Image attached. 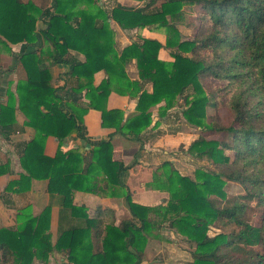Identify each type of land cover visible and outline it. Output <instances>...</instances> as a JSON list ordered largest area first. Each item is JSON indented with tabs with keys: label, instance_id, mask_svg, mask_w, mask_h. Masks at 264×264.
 I'll use <instances>...</instances> for the list:
<instances>
[{
	"label": "trees",
	"instance_id": "obj_1",
	"mask_svg": "<svg viewBox=\"0 0 264 264\" xmlns=\"http://www.w3.org/2000/svg\"><path fill=\"white\" fill-rule=\"evenodd\" d=\"M98 1L49 0L50 5H38L32 0H0V55L13 53L10 44L38 39L50 44L19 54L27 78L17 83L15 92L9 89L7 102L0 103L2 136L19 129L17 110L35 129L23 147L25 172L11 180L7 190L26 191L33 179H48L50 193L49 204L39 214L33 215L28 205L18 211L15 228H0V264L47 262L55 251L72 264H141L147 242L161 238L164 226L196 245L191 264H264V0H144L143 7L118 4L110 13ZM111 18L124 29L154 25L165 33L166 42L142 37L119 52ZM39 19H47L41 31ZM181 25L191 34H184ZM162 48L170 50L173 61L159 57ZM71 50L83 53L85 60ZM133 59L138 80L126 73ZM59 63L70 65L68 76L76 80L73 90H86L87 106L67 101L63 88L55 86L51 66ZM100 70L107 77L95 85ZM149 82L152 92L145 89ZM112 91L138 97L136 113L126 117L121 109H109ZM180 96L186 97L183 114L190 123L222 135L209 138L202 133L187 149L211 167L197 169L193 178L166 161L158 168L160 182L156 177L151 185L169 191L167 205L138 203L121 179L128 166L113 158V136L142 141L152 124L151 107L164 103L166 111ZM207 106L216 112L227 109L232 123H208ZM90 108L100 110L102 125L114 132L92 141L89 155L61 148L54 156L45 154L48 136L62 141L81 133ZM9 173L10 164L0 161V175ZM226 181L239 183L244 193L230 198ZM75 191L124 197L132 217L118 225L104 224L89 217L86 206L74 203ZM53 203L60 205L55 242L50 232ZM250 203L261 211L258 224L244 216ZM217 221L234 228L211 235Z\"/></svg>",
	"mask_w": 264,
	"mask_h": 264
},
{
	"label": "crops",
	"instance_id": "obj_2",
	"mask_svg": "<svg viewBox=\"0 0 264 264\" xmlns=\"http://www.w3.org/2000/svg\"><path fill=\"white\" fill-rule=\"evenodd\" d=\"M23 1L28 2L30 0ZM32 1L38 5H42L44 2V0ZM50 4L51 2L48 3V5ZM118 4L139 8L145 6L146 1H98V5L108 13ZM46 20L47 19H39L37 21V31L44 30L47 27ZM109 22L111 29L115 33L116 48L119 52L134 41L141 40L142 37L157 39L162 43L166 42L165 33L154 25L144 28L124 29L113 18H111ZM179 28L184 32L183 27L179 26ZM10 45L13 49V53L2 51L0 55V103L7 102V91L9 89L15 92L17 83L27 78V72L19 60V54L24 49L39 50L41 48L47 49L50 46L49 43L45 41L42 42L41 39L32 43L21 42ZM164 49L165 48H162L159 52L160 58L162 51H165ZM71 53L79 60H85V55L83 53L74 50H71ZM43 57L45 62L48 63L49 56L44 54ZM163 60H174L170 51L169 57ZM70 70V65L65 63L52 65L53 82L55 86L63 88L62 93L67 101L74 102L81 106H87L88 99L86 98V90L82 92H75L73 90V87L76 86V80L68 76ZM126 73L131 80L139 79L136 59H133L127 65ZM106 77L107 74L104 70L98 71L95 74V85H99ZM145 89L148 92H152L153 84L151 82L147 83ZM137 100L138 97H133L128 94L123 95L117 91H112L107 101V107L109 109H121L127 117L136 113ZM162 104L152 108L154 120L145 135H143L142 141L127 140L117 133L114 134L112 139L114 146L113 158L124 162V164L128 166L121 176L123 183L133 190V198L136 202L149 206L159 204L164 198L168 197V193L162 189L147 186L149 183L148 181L152 179L154 171H156L161 163L167 160H174L173 157L169 156L168 149L173 148L179 143L185 145L187 149L191 142L198 138L197 134L190 132L184 133L182 131H174L175 133H165L163 130L165 126L162 122L158 126H155V123L159 121L158 108ZM16 119L19 127L17 131L12 133L9 137H4L0 134V161L9 163L11 168V173L0 175V228H15L17 225V213L20 209L31 205L33 215H37L43 211L50 202L48 179H33L30 189L26 191L7 190L8 183L11 180L19 179L20 174L25 172L21 165L23 147L35 134V129L25 124L27 117L22 111H16ZM82 124L83 130L81 133L73 132L62 141L55 136H48L45 144V154L54 156L59 148H61L63 151L78 150L84 155H89L93 148L92 141L96 142L103 138H107L115 130L112 127H104L102 125V113L100 110L94 108H90L84 114ZM160 132H162V134H160ZM185 165L188 167L189 163L185 161ZM73 201L77 205L86 206L89 217L99 218L104 224L113 221L118 225L123 219L132 217L124 197L75 191L73 194ZM59 220L60 205H58V203H53L50 221V232L53 242L56 241L58 236ZM154 242L149 241L147 243L146 253H148V250L151 249L153 245L156 247V244H163L159 241ZM32 264L72 263H70L67 256L55 251L50 254L47 262L35 259Z\"/></svg>",
	"mask_w": 264,
	"mask_h": 264
},
{
	"label": "rangeland",
	"instance_id": "obj_3",
	"mask_svg": "<svg viewBox=\"0 0 264 264\" xmlns=\"http://www.w3.org/2000/svg\"><path fill=\"white\" fill-rule=\"evenodd\" d=\"M48 1L49 0H46L44 2V5H47L49 3ZM180 27H183V30L185 32L184 34H188V33L191 34V31H188V28L184 27L183 25H181ZM164 50L165 51H162L161 58L166 59L169 57L170 50L169 49H164ZM187 92L190 93L191 90L189 89L187 90ZM185 98L186 97L184 96H180L176 104L172 106L171 108L167 109L166 111L164 110L162 111L163 104L160 103L162 105H160V107L158 108L159 109L158 110L159 121L155 123V126H158L162 122L164 123V126H165L163 127V130L165 133L166 132L172 133L174 131H182L184 133L186 132L195 133L197 134V136L203 133L209 138H221L222 135L218 133L217 131L204 130L202 129V127L196 126L190 123L186 119L185 115L183 114V110L186 108ZM158 105L159 104L155 106H158ZM153 107H151L150 109L152 123L154 120L153 111H152ZM206 112L208 114V118H207L208 123L212 121H218L225 126H228L232 123V115L225 108H222L220 109V111L216 112L214 108L207 106ZM150 126L146 129L145 133L150 128ZM145 133L143 135H145ZM160 134H162V132H160ZM187 149L185 145L181 143H179L178 145H175L173 148L168 149L169 156L173 157L174 160L173 161L167 160V161L172 162L174 168L177 169L181 175L191 176L195 178L196 176L195 172L197 169H202V170L210 169L211 166L209 165L207 160L196 157L195 155L189 153ZM185 161L189 163L188 167L187 165H185ZM158 168L156 169V171L153 170L154 173H153L152 179L148 181L149 183L147 184V186L152 187V188L162 189L163 191L168 193V197L164 198L159 204L150 205V206H160V205L164 206V205H167L168 201L170 200V193L167 189L162 188V187H153V185H151L153 182H155L156 177L158 178L159 182L161 180V170H159ZM156 186H159V184ZM224 189L230 198H232L233 196H236L237 194L244 193V189L242 188V186L239 183H236L233 181H226V185L224 186ZM132 195H133V190H132ZM244 216L247 219H249L250 222L252 223L258 224L261 221V218H260L261 211H259L253 203H250L248 205L244 213ZM158 218H161V217H158ZM165 224L166 222L163 223V225ZM233 228H234V225L232 223H229L227 221H223V222L217 221L213 226H211L209 233L211 235H214L221 231L229 232ZM160 234H161L160 235L161 238L159 239L151 238L149 241H152V242L159 241V242H162L163 244L162 245L156 244V247L155 245H153L151 249L148 250V253L145 252L146 259L141 264H191V262L193 261L192 252L196 248V245L193 242H188L185 238H183L179 233L175 232L169 226L162 227ZM146 246H145V251H146Z\"/></svg>",
	"mask_w": 264,
	"mask_h": 264
}]
</instances>
